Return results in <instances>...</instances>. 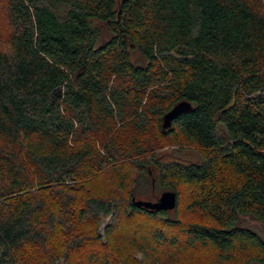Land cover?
<instances>
[{"label":"trees","instance_id":"1","mask_svg":"<svg viewBox=\"0 0 264 264\" xmlns=\"http://www.w3.org/2000/svg\"><path fill=\"white\" fill-rule=\"evenodd\" d=\"M0 1V264H69L87 220L99 264H127L125 247L142 264H189L196 248L264 264V240L240 225L264 222V0ZM182 100L192 108L164 129ZM153 124L199 159L160 160ZM124 162L199 219L86 191ZM120 210L162 225L118 239ZM58 229L72 237L61 253L48 247Z\"/></svg>","mask_w":264,"mask_h":264},{"label":"rangeland","instance_id":"2","mask_svg":"<svg viewBox=\"0 0 264 264\" xmlns=\"http://www.w3.org/2000/svg\"><path fill=\"white\" fill-rule=\"evenodd\" d=\"M4 10L5 8L0 1V32H5L7 30ZM135 56H137V54ZM145 140H150V142L152 141V143L157 146V157L160 160L170 161L179 159L183 161H196L199 159L198 151L193 146L187 143H183L185 146H182L176 141H173L172 136L167 137L161 135V133H159V131L155 128L154 124L152 125L151 131L148 133ZM96 144L100 147V142L96 141ZM120 185H122V187ZM86 191L89 194L118 199L119 206L123 209V203L125 202L123 200L127 198L128 191H132L138 198L156 201L164 190L160 189L157 185L151 184L150 181L147 184L145 182V178H143V173L139 172V170L129 162H124L118 173L108 171L88 183L86 185ZM167 214L168 218H180L185 221L199 219L198 215H193L191 212L186 210L184 200H182L179 209L175 208L173 210H169ZM110 221L111 217L104 216L99 225V229L103 225H108ZM159 222V220L150 219L144 217L143 215H134L130 217L120 210L117 221L118 228L115 236L118 239L120 238L124 241H128L130 239L129 237L131 236L130 233L132 229H138L142 235H144V231L151 228L153 225H160L159 227H161L162 224ZM98 224L96 221L89 220L78 224L75 234L82 237L83 245L78 250L70 253V257L68 259L69 264H99L97 261L102 259V255L105 253L106 248L101 243H97L91 236L95 233V228ZM240 225L255 230L264 240V222H260L253 217L246 215L241 217ZM169 230V228L165 229V231L168 232ZM70 238L72 239L70 235L58 229V232H55L54 238L50 241L48 246L49 250L61 253L64 249L65 242ZM131 251L134 253L133 255H135V258L138 259L141 257L140 254L137 255V253L133 250ZM129 252V249L126 247L121 251V254L124 253V256L122 255L123 258L127 256L126 259L124 258V261H127V264H142L141 262L138 263L137 259L134 257H128ZM185 253L187 255L188 262H190L189 264H217L210 250L196 248L190 249L188 252H184L183 254ZM254 254L259 255L257 252ZM254 254H252V256ZM96 259L98 260L96 261ZM165 259L166 258L164 256L163 258H156V264H168L166 262L168 259ZM63 262H65L64 259L60 260L59 264H62ZM248 264L261 263L257 260L250 259Z\"/></svg>","mask_w":264,"mask_h":264},{"label":"water","instance_id":"3","mask_svg":"<svg viewBox=\"0 0 264 264\" xmlns=\"http://www.w3.org/2000/svg\"><path fill=\"white\" fill-rule=\"evenodd\" d=\"M192 108V104L189 101L182 100L175 104L172 109H170L164 116H163V123L162 126L164 129L170 128L181 113L188 111ZM178 195L174 190H165L161 193L160 197L156 201L150 200H137L133 197V204L137 207H143L149 209L151 211H158V210H173L177 206ZM106 225H103L99 229V235L103 236L105 233Z\"/></svg>","mask_w":264,"mask_h":264}]
</instances>
